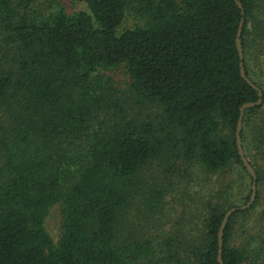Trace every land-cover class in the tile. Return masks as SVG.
<instances>
[{
	"label": "trees",
	"instance_id": "trees-1",
	"mask_svg": "<svg viewBox=\"0 0 264 264\" xmlns=\"http://www.w3.org/2000/svg\"><path fill=\"white\" fill-rule=\"evenodd\" d=\"M82 1L0 0V264H219L231 208L223 264H264V0ZM159 166L239 191L170 225Z\"/></svg>",
	"mask_w": 264,
	"mask_h": 264
},
{
	"label": "rangeland",
	"instance_id": "rangeland-1",
	"mask_svg": "<svg viewBox=\"0 0 264 264\" xmlns=\"http://www.w3.org/2000/svg\"><path fill=\"white\" fill-rule=\"evenodd\" d=\"M56 1L63 6L67 13H71L76 10H86V6L82 0ZM180 168L184 171V166ZM152 173L154 177L157 178V181H159L163 186L166 185L169 190L166 196L167 205L164 210L167 209L166 214H168L167 218L170 221V225L174 224V221L181 219L178 217L181 213H187L189 210L197 211L195 210L196 203H202V197L210 188H212V191L220 189L224 190L225 186L230 183L227 191H231L232 197L235 198L236 192L239 191L240 186L237 175L233 176L227 173V178L225 179L223 175H210L204 173L198 168L187 169L183 176L165 173L163 172V167L161 166L157 167V169ZM259 188V205L256 206L254 211H259L264 208V188L262 186ZM59 222V207L55 205L48 210L47 216L44 220V227L53 240L57 239Z\"/></svg>",
	"mask_w": 264,
	"mask_h": 264
},
{
	"label": "water",
	"instance_id": "water-1",
	"mask_svg": "<svg viewBox=\"0 0 264 264\" xmlns=\"http://www.w3.org/2000/svg\"><path fill=\"white\" fill-rule=\"evenodd\" d=\"M236 3L241 7V4L238 0H235ZM241 27H242V21H240L239 23V26H238V30H237V34H236V45H237V48H238V52H239V56L240 58H242V48H241V43H240V34H241ZM240 73H241V76L252 86V87H256L254 84H252L249 79L245 76V72H244V68L242 66V63H240ZM261 100H262V94L261 92L259 91V98L256 102H247V103H244L241 107H240V116H239V120H238V123H237V127H236V145H237V150H238V154L240 156V159L244 165V167L246 168V170L248 171V173L250 174L252 180H251V193H250V197H249V200L247 201V203L243 206H240L239 208L241 210L245 209L246 207H248L252 201L254 200L255 198V184H256V173L254 171V169L250 166V164L247 162L246 158L244 157L243 155V151H242V146H241V139H240V125H241V117H242V111L244 108H248V107H253V106H256V105H259L261 103ZM236 210V208H231L229 209L225 214H224V217H223V220H222V223L220 225V228H219V232H218V246H219V249H218V255H217V261L219 264H223L222 262V258H221V245H222V235H223V229H224V226H225V223L228 219V217L230 216V214L232 212H234Z\"/></svg>",
	"mask_w": 264,
	"mask_h": 264
}]
</instances>
